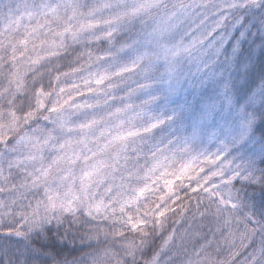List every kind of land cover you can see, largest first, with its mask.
I'll return each mask as SVG.
<instances>
[{"label": "snow or ice", "instance_id": "snow-or-ice-1", "mask_svg": "<svg viewBox=\"0 0 264 264\" xmlns=\"http://www.w3.org/2000/svg\"><path fill=\"white\" fill-rule=\"evenodd\" d=\"M0 264H264V0H0Z\"/></svg>", "mask_w": 264, "mask_h": 264}, {"label": "rangeland", "instance_id": "rangeland-1", "mask_svg": "<svg viewBox=\"0 0 264 264\" xmlns=\"http://www.w3.org/2000/svg\"><path fill=\"white\" fill-rule=\"evenodd\" d=\"M242 95H243V93L241 92V93L239 94V96L237 97L238 99H240V102H241V103L243 102L242 99H241Z\"/></svg>", "mask_w": 264, "mask_h": 264}, {"label": "trees", "instance_id": "trees-1", "mask_svg": "<svg viewBox=\"0 0 264 264\" xmlns=\"http://www.w3.org/2000/svg\"><path fill=\"white\" fill-rule=\"evenodd\" d=\"M72 246L71 245H69V248H71Z\"/></svg>", "mask_w": 264, "mask_h": 264}]
</instances>
